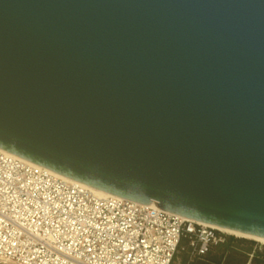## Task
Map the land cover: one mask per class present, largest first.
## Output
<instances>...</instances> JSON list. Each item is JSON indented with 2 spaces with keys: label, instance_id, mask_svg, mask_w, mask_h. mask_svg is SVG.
Listing matches in <instances>:
<instances>
[{
  "label": "water",
  "instance_id": "1",
  "mask_svg": "<svg viewBox=\"0 0 264 264\" xmlns=\"http://www.w3.org/2000/svg\"><path fill=\"white\" fill-rule=\"evenodd\" d=\"M0 148L264 237V0H0Z\"/></svg>",
  "mask_w": 264,
  "mask_h": 264
},
{
  "label": "built area",
  "instance_id": "2",
  "mask_svg": "<svg viewBox=\"0 0 264 264\" xmlns=\"http://www.w3.org/2000/svg\"><path fill=\"white\" fill-rule=\"evenodd\" d=\"M212 226L100 194L0 148V262L170 264L180 240L196 254L225 240Z\"/></svg>",
  "mask_w": 264,
  "mask_h": 264
},
{
  "label": "trees",
  "instance_id": "3",
  "mask_svg": "<svg viewBox=\"0 0 264 264\" xmlns=\"http://www.w3.org/2000/svg\"><path fill=\"white\" fill-rule=\"evenodd\" d=\"M170 264H264V244L228 235L223 242L210 245L204 254H196L183 238Z\"/></svg>",
  "mask_w": 264,
  "mask_h": 264
},
{
  "label": "bare ground",
  "instance_id": "4",
  "mask_svg": "<svg viewBox=\"0 0 264 264\" xmlns=\"http://www.w3.org/2000/svg\"><path fill=\"white\" fill-rule=\"evenodd\" d=\"M67 179L73 180V179L68 178V177H67ZM74 181H76V180H74ZM89 187L92 188L93 190H95L96 192L100 193V194H107L108 193V192L102 191L100 189L91 187V186H89ZM190 219H192V218H190ZM193 220H195V219H193ZM196 221H198V222H200L202 224H206V225L212 226L213 228L217 229L218 231H220V232H222L224 234L232 235V236L237 237V238H244V239H248V240H253V241H255V242L259 243V244H262V245L264 244V237H259V236H254V235L242 233V232H239V231H236V230H232V229H229V228H226V227H223V226H219V225L203 222V221H200V220H196Z\"/></svg>",
  "mask_w": 264,
  "mask_h": 264
},
{
  "label": "rangeland",
  "instance_id": "5",
  "mask_svg": "<svg viewBox=\"0 0 264 264\" xmlns=\"http://www.w3.org/2000/svg\"><path fill=\"white\" fill-rule=\"evenodd\" d=\"M228 236V235H227Z\"/></svg>",
  "mask_w": 264,
  "mask_h": 264
}]
</instances>
